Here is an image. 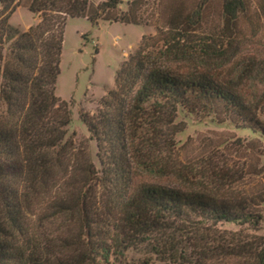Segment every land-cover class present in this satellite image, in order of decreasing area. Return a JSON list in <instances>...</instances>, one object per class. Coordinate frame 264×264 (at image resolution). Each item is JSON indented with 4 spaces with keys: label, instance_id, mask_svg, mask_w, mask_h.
I'll list each match as a JSON object with an SVG mask.
<instances>
[{
    "label": "trees",
    "instance_id": "obj_1",
    "mask_svg": "<svg viewBox=\"0 0 264 264\" xmlns=\"http://www.w3.org/2000/svg\"><path fill=\"white\" fill-rule=\"evenodd\" d=\"M122 2L0 0V264H114L129 249L146 251L137 264H264L259 241L216 233L222 222L258 225L251 199L141 176L175 171L164 155L180 112L264 134V112L241 81L201 70L238 55L247 39L243 19L253 35L261 30L264 0H221V29L199 38L209 0L170 7L166 26L143 35L97 111L79 110L90 136L77 142L67 137L73 101L56 94L65 28L79 17L142 24L147 0H130L126 10ZM21 6L40 17L26 30L10 23ZM173 63L197 65L184 71ZM236 76L263 83L264 62Z\"/></svg>",
    "mask_w": 264,
    "mask_h": 264
},
{
    "label": "rangeland",
    "instance_id": "obj_2",
    "mask_svg": "<svg viewBox=\"0 0 264 264\" xmlns=\"http://www.w3.org/2000/svg\"><path fill=\"white\" fill-rule=\"evenodd\" d=\"M91 1L97 4L102 0ZM128 1L123 0L120 5L122 10L127 9ZM180 2L192 8L198 0H162L161 4L159 0H147L142 24L101 19L98 25H93L86 17L68 20L61 73L56 85V94L60 98L73 101L72 122L68 126L67 137L72 136L80 142L90 136L79 110L97 111L101 98L115 87L117 71L137 49L143 35L155 34L157 26H166L170 7ZM252 9H257L255 3ZM39 20L36 13L21 6L10 18V23L26 30ZM201 24L195 32L197 38L218 33L223 25L221 0H209ZM243 26L247 39L238 55L223 67L208 62L201 66V70L224 80L241 81L239 89L249 100H255L260 111L264 112V82L238 80L236 76L239 69L249 68L253 61L264 62V25L254 35L246 18L243 19ZM172 65L185 71L197 64ZM175 123L180 125L174 136V145L164 155L175 171L167 174L142 173V178L181 188L222 189L232 199H251L254 209L261 214L258 225L222 222L215 227L216 233L257 240L264 247V134L240 122L224 121L206 114L180 112ZM90 144L92 158L99 167L96 142L92 140ZM145 256L144 249H129L122 259L113 261L114 264H137Z\"/></svg>",
    "mask_w": 264,
    "mask_h": 264
}]
</instances>
